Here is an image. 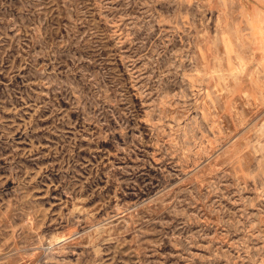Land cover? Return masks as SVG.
Masks as SVG:
<instances>
[{
  "label": "rangeland",
  "instance_id": "1",
  "mask_svg": "<svg viewBox=\"0 0 264 264\" xmlns=\"http://www.w3.org/2000/svg\"><path fill=\"white\" fill-rule=\"evenodd\" d=\"M0 264H264V0H0Z\"/></svg>",
  "mask_w": 264,
  "mask_h": 264
}]
</instances>
